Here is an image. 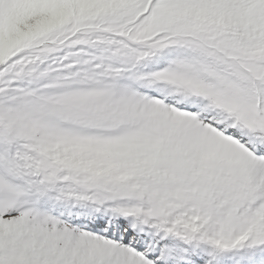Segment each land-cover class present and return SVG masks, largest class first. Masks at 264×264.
I'll list each match as a JSON object with an SVG mask.
<instances>
[{"label":"snow or ice","instance_id":"snow-or-ice-1","mask_svg":"<svg viewBox=\"0 0 264 264\" xmlns=\"http://www.w3.org/2000/svg\"><path fill=\"white\" fill-rule=\"evenodd\" d=\"M0 264H264V0H0Z\"/></svg>","mask_w":264,"mask_h":264}]
</instances>
